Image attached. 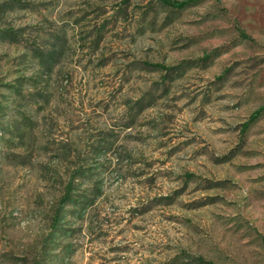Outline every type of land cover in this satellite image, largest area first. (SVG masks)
<instances>
[{
	"label": "rangeland",
	"instance_id": "obj_1",
	"mask_svg": "<svg viewBox=\"0 0 264 264\" xmlns=\"http://www.w3.org/2000/svg\"><path fill=\"white\" fill-rule=\"evenodd\" d=\"M35 262L264 264V0H0V264Z\"/></svg>",
	"mask_w": 264,
	"mask_h": 264
},
{
	"label": "trees",
	"instance_id": "obj_2",
	"mask_svg": "<svg viewBox=\"0 0 264 264\" xmlns=\"http://www.w3.org/2000/svg\"><path fill=\"white\" fill-rule=\"evenodd\" d=\"M158 1L160 4L167 6L171 9H175V10H181L184 9L185 7H187L188 5H190L191 3H195L196 0H185V1H180V0H156ZM261 113V110H257L256 112H254L250 118H249V122L255 120L259 114ZM78 200H75L71 197L70 195V191L67 190V192L64 194V196L62 197V203L65 204H75V202ZM55 230V229H54ZM34 264H41V262H35Z\"/></svg>",
	"mask_w": 264,
	"mask_h": 264
}]
</instances>
